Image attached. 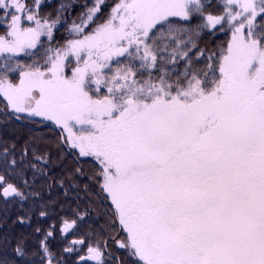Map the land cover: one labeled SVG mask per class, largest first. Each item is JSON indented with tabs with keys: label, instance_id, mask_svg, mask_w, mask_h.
Listing matches in <instances>:
<instances>
[{
	"label": "snow or ice",
	"instance_id": "1",
	"mask_svg": "<svg viewBox=\"0 0 264 264\" xmlns=\"http://www.w3.org/2000/svg\"><path fill=\"white\" fill-rule=\"evenodd\" d=\"M103 3L73 23L79 38L41 54V37L52 39L59 17H41L39 0H0L7 107L54 121L70 148L99 162L101 187L127 233L119 246L138 264H264V0H225L222 15L208 13L204 0H120L97 23ZM225 25L231 40L219 75L210 63L195 68L183 49L196 47L201 30ZM177 55L187 66L174 81L167 73L137 79L134 62L154 69ZM15 71L18 84L8 77ZM2 194L24 198L12 184ZM74 225L65 221L63 231ZM51 235L41 241L47 264ZM87 252L84 264H105L99 245Z\"/></svg>",
	"mask_w": 264,
	"mask_h": 264
},
{
	"label": "trees",
	"instance_id": "2",
	"mask_svg": "<svg viewBox=\"0 0 264 264\" xmlns=\"http://www.w3.org/2000/svg\"><path fill=\"white\" fill-rule=\"evenodd\" d=\"M94 3L95 0H71L72 6H67L68 0H43L39 7V15L41 16H48L52 17H61L65 18L59 24V26L54 30L53 37L49 41L47 38H43V49H40L41 54H43L44 49H47L49 47L56 48L61 47L66 44V42L71 37V28L73 23H77L85 18L86 10L85 7L87 6V3ZM117 0H107L105 2V5H101V12L97 14L99 19L96 21L97 23L103 22L105 19H107L108 15L111 13L112 8L114 7V4ZM85 2V3H84ZM205 3L209 5V7L206 9L208 13H211L213 15H222L224 12V0H204ZM70 5V4H69ZM67 6V7H66ZM65 10V12H63ZM63 12L64 14L62 15ZM176 20H179V18H173ZM197 23H201L199 19H194L192 21V25H195ZM190 25V26H192ZM90 29L95 26V24L89 25ZM89 30V28H86ZM166 31V29H165ZM231 30L227 25L224 26V30H220V26H217L216 29H203L200 31L199 35L196 36L195 48L189 49H183L185 51H188V57L192 58V65L197 68L204 71H208L206 68L207 64H212L213 69H215V74L219 75L218 65H219V59L221 50L226 49L229 41L231 40ZM181 39H186V37H181ZM169 52H171V48H169ZM203 52V55H200V53ZM212 56L213 59L209 60L208 57ZM19 61L24 65H30L33 62V57L20 55L18 58ZM122 63H126L127 60L125 57L120 58ZM187 64H186V58H182L179 55H177L175 62H169L168 57H164V63L161 65L160 61L158 60V66L154 69H139V62H134L133 67L134 70H138L137 79H148L149 76L153 79V81L157 80L159 76L164 75L167 73L166 78H169L170 81H174L178 76H182L183 72L185 71ZM209 76L211 77V73H209ZM8 77L11 81H16L20 77L19 71L10 72L8 74ZM203 79V77H201ZM101 92H104V89H101ZM0 106L4 107L7 110V106L4 104V102L0 98ZM25 120L32 124V125H40L43 122L37 121L35 119H28L25 118ZM57 136L58 141L52 143L54 146H58V148L63 149V145L61 143V140L59 139L60 136L58 133L51 127L44 126L39 127L36 129H33L29 126H26L24 124H21L17 122L10 114H6L0 110V145L2 144V139L6 138L12 142L15 138H22L23 145H27L29 139L31 138H38L41 139L46 136ZM21 140V139H20ZM32 143V142H30ZM21 144V145H22ZM45 148H47L45 146ZM57 150V149H56ZM64 157L62 160V163L59 164V170L56 171V181L59 183H63L62 181H67L68 174L70 173L69 165L66 163L68 160V157L66 155V150L64 149ZM65 159V160H64ZM1 169V168H0ZM86 170V169H85ZM72 173V172H71ZM82 174V173H81ZM74 177V176H72ZM76 181H80L79 177L75 176ZM17 179V178H16ZM83 179L85 181V184L87 185V201L90 203V205L93 206L95 210H97L101 215H106L110 208L109 205L106 203L105 199L102 196H99L97 194V191H94L92 188V183L89 181V178L87 176H84ZM18 181V179H17ZM64 198V197H63ZM67 200V198H64ZM17 199H8L5 200V198L2 197L0 194V264H17V261L19 259V256L15 253L17 252L16 249L19 247L21 248V242L18 239L19 234H16L15 231H17L18 228V219H17V211L15 212L13 208L15 206L13 205ZM114 215V214H113ZM115 217V216H114ZM39 220V217H38ZM43 227H47L48 222L42 223ZM45 228L44 229H38L37 230V236L33 235L32 240L39 239L40 237L38 234L41 232V235L45 234ZM36 228H34L35 230ZM29 241V242H30ZM20 242V243H19ZM34 249L28 248L29 256H26L23 258V262L21 264H36V256L37 253L36 245H33ZM39 247V244H38ZM51 253H53L54 258L59 257L56 262H53V264H76L75 263V257L64 255L63 250L59 247H56L54 244L51 247ZM61 254L63 255V258L60 259ZM40 264H46V257H44L43 250L38 251V257ZM42 259V260H40ZM63 260V261H61ZM21 261V257L19 262Z\"/></svg>",
	"mask_w": 264,
	"mask_h": 264
},
{
	"label": "rangeland",
	"instance_id": "3",
	"mask_svg": "<svg viewBox=\"0 0 264 264\" xmlns=\"http://www.w3.org/2000/svg\"><path fill=\"white\" fill-rule=\"evenodd\" d=\"M42 1L43 0H39V4H41ZM106 1L107 0H104L103 5H105ZM34 2H35V0H27V3L29 5H32ZM71 3H72L71 0H68L67 6H72ZM94 3H92V2L90 4L87 3V6L85 7L86 12H87L88 8L93 6ZM118 3H120V0H117L115 2L114 7ZM63 12H65V10H63ZM63 12H61L62 15L64 14ZM41 17L48 18L49 20H53V19L57 18V17H52V16H51V18L48 16H41ZM64 19L65 18H63V16H61L59 18V22L57 23L56 27L53 29V32L59 26V24H61V22H64L63 21ZM26 23H28V22H26ZM79 23H81V21L77 22L76 24H79ZM94 27L95 26H93L92 28H94ZM6 28H7L6 24L0 23V35H2L4 33ZM88 28H89V30L85 29V32H88L92 29V28L90 29V26ZM70 34H71V37L69 40L79 38L75 34H73L72 31ZM43 38H46V37L42 36L41 40ZM71 62H72V65L75 66L74 59H72ZM69 75H70V73H69ZM19 79H20V77L16 81H12V82L15 84H18ZM0 98L4 102V104L6 105V101H5L4 97L2 95H0ZM0 107H2V106H0ZM2 108H4V107H2ZM6 111H7V114H10V115H11V113H13V110H11L10 108H7ZM16 115L20 116L24 120H25V118H28V119H32V120L35 119L37 121L39 120V121H42L43 123H51L52 125L56 126V128H58L62 131L61 127L59 125H57L54 121L45 120L41 117H31L28 114H16ZM43 123L40 125H43ZM77 127H79V126H77ZM51 128H53L58 133V135L60 136L59 139L61 140V143L63 145L62 146L63 149L61 147L58 148V146H56V145L54 146V144H52L54 142L56 144V141H58V138L55 135L54 136H46L42 140L43 145L49 148L48 153L51 156V164H53L51 175H47V177H46L43 174L44 169H46V168L41 166L40 169L42 170V174H39V177L37 178L38 180H36L34 183L30 184L29 191H27L25 189L27 192L26 191L23 192V193H25V195L26 194L29 195V197L25 198L24 200H28L29 204L33 208H35V210L33 212H31V211L28 212L27 208H24L23 210H19L16 203L13 204L15 206V208H13L14 211L15 212L17 211V213H18V215H17L18 228H17V231H15V233L19 234L18 239L20 241H22L20 249L22 250V253H23L21 255V254H18L17 252H15L19 256L17 264H21L23 262V258L26 256H29V253L27 252L28 248L29 249L32 248V250H33L34 249V247H32L33 245H36V247H37L35 252L37 253V257H38V251L42 250L41 249V241H44L45 237L47 236V234L49 232H51L52 235L48 236L47 241H46L48 248L50 247V244L54 245L56 243H59L61 245H64V242L61 240L60 235L66 234V232H64L62 229L60 230L59 227L65 221L75 220L76 221V229L74 231V236L76 235L75 237H81L80 235H84L86 237V239L84 241L85 243L82 244V246L75 248V250L78 251V253H74L76 264H82V262L79 263L76 261L80 258L79 257L77 259V256H79L82 253H85L86 249L89 246H92V247H96L98 245L102 246V244L100 245V243L102 240H104L106 233L116 235L118 229L120 228L119 226H121L119 224V220H118V217L115 213V208H114V205L111 201L110 196L105 191H103V189L101 187L103 181H102V177L100 175L101 166H100L99 162L94 157L81 156L79 154L78 149L70 148L68 146V144H66L65 142H62L60 133L54 127L51 126ZM62 133L64 136L66 135V133H64L63 131H62ZM64 149L66 150V152L68 154L67 155L68 161L66 163L69 165L70 173L68 174L67 181H62L63 183H59L58 181H56L57 179H55L56 178V171L59 170V164L62 163L64 154H65ZM69 149L75 153V155L79 159L78 161L83 162L84 170L80 171L82 174L80 172H78V165H77L78 162H76L74 159H72L70 157ZM7 164H9L11 166V164H13V162L8 161ZM15 164L20 166L21 163L19 161H15ZM83 174H84V176H87L89 178V181L92 183V188L94 189V191H97V194L99 196H102L105 199L106 203L109 205V207H110L108 209L109 212L106 215H101L99 217L100 213L97 210H95L93 208V206L90 205V203L87 201V185L85 184V181L83 179ZM72 176L79 177L80 181H78V180L76 181V178H74ZM15 177H17V176H15ZM32 179H34V178L32 177ZM21 181H22V178H21L20 182ZM50 186L52 188H55V189L57 187H61V188L63 187V188H62V190H60V196H57V197L54 196V198H51V211L48 214V216L51 218V225H49V223H48L47 227L45 228L41 225H43L42 223L47 222L49 219H48V217H46L47 216L46 213L44 215H42L44 217L40 216L41 215L40 213L44 212V211L47 212V210H48L47 209L48 203H46V202L49 201L48 193L50 191H52V188L50 190ZM63 197L67 198V200H70L73 203L70 204V202L67 201L66 199H64ZM19 200H23V199L20 198ZM68 204H69L68 207L63 206V205H68ZM113 213H114L115 217H114ZM38 217H39V220H38ZM35 226H37V229L34 230ZM83 226H86L85 230H81V227H83ZM44 228L46 231L44 235H41L42 233L40 232L38 234V236L40 237L39 239L37 238L35 240L30 241L32 239L33 235L37 236V230L38 229L40 230V229H44ZM104 232H106V233H104ZM58 235H59V237H58ZM50 237H51V240H50ZM52 237H54V238H52ZM67 237L66 238L63 237V239L66 242H68ZM71 237H73V236L71 235ZM117 237L118 238L115 241V248L118 250L128 251V249H126V248H121L119 246V243H118L120 241H124V242L127 241V233L122 228V226L120 228V234ZM38 244H39V247H38ZM115 248H112V250L115 251ZM49 250H50V248H49ZM63 253H64V255H66L64 250H63ZM104 253H105L104 255H106V252H104ZM128 254H130L129 251H128ZM20 257H21V261L19 262ZM58 258L59 257L54 258L53 262H56ZM62 258H63V255L61 254L60 259H62ZM132 258L135 261V264H138V258L133 257V256H132ZM40 260H42V259H40ZM107 260L108 259H105V262ZM61 261H63V260H61ZM35 263L40 264L39 258ZM93 263L95 264V262H93ZM114 264H116V262H114Z\"/></svg>",
	"mask_w": 264,
	"mask_h": 264
},
{
	"label": "flooded vegetation",
	"instance_id": "4",
	"mask_svg": "<svg viewBox=\"0 0 264 264\" xmlns=\"http://www.w3.org/2000/svg\"><path fill=\"white\" fill-rule=\"evenodd\" d=\"M1 111L7 114V111L4 108ZM19 123H21V122H19ZM26 123L27 124H24V125L29 126L33 129H36L39 127H44L43 125H32V124L28 123L27 121H26ZM21 124H23V123H21ZM48 127H51V126H48ZM43 138H45V137H43ZM43 138H41V139L31 138V139H29L27 145L22 144V142H23L22 138H15L12 140V142H8L10 140H8L6 138L2 139V144L0 145V168H1L0 169V176L4 177V182L0 183V194L2 195L3 198H5V200H8V199L10 200V199L16 198L17 201L15 203L18 206L19 210H23L24 208H27L28 212H30V211L33 212L35 210V208H33L29 204L28 200H24L25 198H28L29 195H27V194L25 195V193H23V192H25L26 190L29 191L30 184L34 183L36 180H38L37 178L39 177V174H42V170L40 169L41 166L46 168V169H44V173H43L46 177H47V175H51L53 164H51V156L48 153L49 148L48 147L45 148V146L42 143ZM30 142H32V143H30ZM69 151H70L69 152L70 157L72 159H74L76 162H78L77 163L78 172L83 171L84 170L83 162L78 161L79 159L77 158V156L75 155V153L73 151H71L70 149H69ZM66 155H68L67 152H66ZM8 161H12V162L13 161H19L21 164H20V166H18L16 164H11V166H10L9 164H7ZM15 176H17V177H15ZM32 177L34 179H32ZM16 178L18 179V181ZM21 178H22V181L20 182ZM8 184L14 185L19 191H21L24 194L23 200H19L20 197L15 196V195L8 196V197L3 196L2 190L4 187H7ZM51 188L52 187L50 186V190H51ZM62 188L61 187H57L56 189L52 188V191H50L48 193L49 201L46 202V203H48L47 204L48 210H47V212L46 211L41 212V213H43V215L46 213V215H47L46 217H48V219H49V220L47 219L49 221V222L47 221L49 223V225H51V218L48 216V214L51 211V198H54V196H56V197L60 196V190H62ZM67 201H69L70 204L73 203L70 200H67ZM63 206L68 207L69 204L63 205ZM40 216H42V215H40ZM42 217H44V216H42ZM73 221H75V220H73ZM69 222H71V221H69ZM63 224L60 225V227H59L60 230L61 229L63 230ZM85 228H86V226H83V227H81V230H85ZM75 229H76V221H75V225L71 229H69L66 232L67 235H65V237L71 236V235L73 237L68 238V245L66 247L61 246L62 250L65 251V254H67L69 256H74L75 255L74 253H78V251H76L75 248L82 246V244H77V243H75L74 245L73 244L71 245V244H69V241L73 238L77 239V240H83V241H85V239H86V237L84 235H80L81 237H75L76 236V235L74 236ZM52 238H54V237H52ZM50 240H51V237H50ZM55 245H56V247H58L57 243ZM52 246L53 245L50 244V247H49L50 251H51ZM68 249H71V251H68ZM87 249H86L85 253H82L79 256H77V259L83 255H86L88 253ZM109 255L108 256L104 255V260L108 259L105 262V264H107L109 262ZM44 257H46L45 253H44ZM36 260H38L37 256H36ZM33 263H34V261H33ZM46 264H47V259H46Z\"/></svg>",
	"mask_w": 264,
	"mask_h": 264
},
{
	"label": "bare ground",
	"instance_id": "5",
	"mask_svg": "<svg viewBox=\"0 0 264 264\" xmlns=\"http://www.w3.org/2000/svg\"><path fill=\"white\" fill-rule=\"evenodd\" d=\"M114 214V213H113ZM115 216V215H114ZM121 228V226H119ZM35 228L37 229V226H35ZM120 228L118 229L116 235H112V234H109V233H106L105 237H104V240L101 241L100 245L102 244V246H100L102 248V250L104 252H106V256H108L109 254V262L107 264H114V262H116V264H135V261L133 260L132 256L130 254H128V251H124V250H118L115 248V241L117 240V236L120 234ZM103 233V234H104ZM66 234H62L60 235V238L61 240L64 242V245H61L59 243H57L58 247L61 248V246H67L68 245V242H66L64 238ZM59 237V235H58ZM71 236H68L67 237V240L68 238H70ZM74 241H76V239H71L69 241V244H75L73 243ZM112 248H115V251L112 250ZM62 249V248H61ZM105 254V253H104ZM82 264H84V262H82ZM87 264H94L92 261H88ZM96 264V262H95Z\"/></svg>",
	"mask_w": 264,
	"mask_h": 264
},
{
	"label": "water",
	"instance_id": "6",
	"mask_svg": "<svg viewBox=\"0 0 264 264\" xmlns=\"http://www.w3.org/2000/svg\"><path fill=\"white\" fill-rule=\"evenodd\" d=\"M0 110H3V108L0 107ZM11 115H12V117H13L14 119H16L18 122H21V123H23V124H27L26 121H25L23 118H21L20 116H18V115H16V114H13V113H11ZM43 126H52V127H54V128L60 133V135H61V139H62V142H64V139H63V138H64V135H63V133H62V131H61L60 129L56 128V126L52 125L51 123H44ZM76 241H80V240H76ZM87 255H88V253H87L86 255H83V256H87ZM90 261H92V260H90ZM77 262L81 263V262H83V261H81L80 258H79V259L77 260ZM92 262H95V261H92Z\"/></svg>",
	"mask_w": 264,
	"mask_h": 264
}]
</instances>
